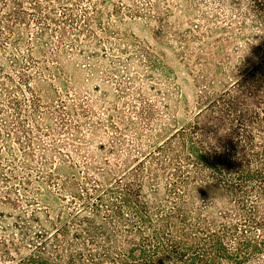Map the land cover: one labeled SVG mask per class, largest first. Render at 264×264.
I'll use <instances>...</instances> for the list:
<instances>
[{
  "label": "trees",
  "instance_id": "16d2710c",
  "mask_svg": "<svg viewBox=\"0 0 264 264\" xmlns=\"http://www.w3.org/2000/svg\"><path fill=\"white\" fill-rule=\"evenodd\" d=\"M168 1L114 0L107 16L158 23L160 37L178 45L175 55L196 74L201 108L150 151L136 143V155L114 157L112 167L105 160L92 169L87 161L80 179L59 180L46 169L34 185L33 140L20 137L30 129L12 126L10 111L33 121L38 132L37 118L57 121V128H46L53 137L72 126L73 136L84 140L82 130L95 128L87 121L88 105L69 101L53 85L50 66L97 58L109 46L114 69L103 79L144 121L154 107L141 95L143 80L168 102L169 90L160 96L168 70L145 42L112 31L103 20L106 0H0V205L10 209L12 221L0 229V264H264V0H232L235 13L218 0H200L196 19L183 31L166 21L173 12ZM222 23L238 39L209 43ZM76 66L83 72L84 65ZM216 77L227 87L213 97ZM110 128L119 131L113 122ZM48 150L51 157L57 152ZM42 159L53 166L51 158ZM49 184L61 203L38 207L41 185Z\"/></svg>",
  "mask_w": 264,
  "mask_h": 264
},
{
  "label": "rangeland",
  "instance_id": "374dc122",
  "mask_svg": "<svg viewBox=\"0 0 264 264\" xmlns=\"http://www.w3.org/2000/svg\"><path fill=\"white\" fill-rule=\"evenodd\" d=\"M114 0H106L103 7V20L109 21L113 26L112 31L119 32L126 36H134L139 41L145 42L149 45L154 52L162 55L163 62L167 67V74L164 78L166 81H160V96L164 97V94L169 90L170 99L167 101L162 100L156 95L158 90L151 88L154 85L153 82L143 80V95L147 106L152 105L154 107V113L151 118L146 116L149 121L137 119L134 114V109L129 105H123L121 100L118 98V93L115 90V86L109 82H105L103 75L111 73L114 69V65L109 58V46L105 45L106 53L99 54V57L94 59H88L85 62L80 60H71L70 62L63 61L60 66H50L49 69L53 75V85L60 90L62 95L68 93L70 95L69 101L80 100L81 104L88 105L89 115L88 122L92 123L95 128L92 132L82 130V135L85 137L84 140H80L73 136L74 132L71 129H67L60 135L52 136L51 132H46L47 126L50 129L57 128V121H40L41 132H38L35 123L29 119H22L16 117L12 111H10L9 119L12 120L10 123H14L12 126L19 127V125L29 128L27 134L20 133L21 139L23 137L32 138V146L28 152V159L31 158L33 163L32 171L29 173L33 180V184L36 185V175L40 171H50L55 178L63 180L66 176L70 177L74 175L76 178H81V172L84 170L82 166L88 161L92 169L98 167H104V161H108V167H112L116 162L114 157L123 159V157H133L136 155V143H139L142 149L150 151L167 135H169L174 129L180 128L190 122L202 105L198 101L199 87L195 83L196 74L191 73L175 55L179 53L178 45L172 41L164 40L158 34L160 25L158 23H147L142 19H123L116 20L113 17H108V13L111 12V4ZM209 3H213L212 0H207ZM200 0H169L168 3L173 5V12L166 20L171 26L179 30H184L190 20L196 19L195 8L200 5ZM222 5V8L227 12L230 8H233L235 13L238 8L232 4V0H221L217 1ZM216 5L218 6L219 4ZM224 2V3H223ZM232 5V7H230ZM244 6V5H243ZM109 18V19H107ZM197 23V22H194ZM228 25V24H227ZM212 26L211 28H213ZM227 27V26H226ZM225 24H220V30L217 29L211 33L207 39L209 43H213L216 40H221L230 37L232 40L238 39V32L233 31L232 34L226 33ZM247 30L253 33L255 30L252 29L249 22L246 23ZM224 29V30H223ZM35 29L32 28L31 31ZM237 43H240L237 40ZM236 45L232 44L229 49H234ZM219 55H223L222 48H218ZM260 53V52H259ZM34 57L40 59L39 55L34 52ZM121 58H126V55H121ZM124 61V60H123ZM256 61V60H255ZM5 67L6 63L2 62ZM76 65H84L83 72H79ZM116 68L121 71L123 69L122 64L116 63ZM121 69V70H120ZM120 75L122 76L123 74ZM157 82V80H154ZM227 87V83L222 81L220 77L213 79L212 86L210 87V93L215 97L220 95L222 91ZM76 98V99H75ZM135 107L140 108L139 101L134 103ZM139 106V107H138ZM163 107H167L166 109ZM124 115L126 122L125 124H119L117 117ZM3 119V117H1ZM131 120L132 126L127 129L126 124ZM113 122L119 128V131H115L110 128V123ZM102 123L101 126L99 124ZM4 124L3 121H0ZM54 138V139H53ZM55 144H53V141ZM43 143V144H42ZM53 146L56 153H48V149ZM18 146L13 144V151L15 152L16 159L20 162L23 159L22 153L18 151ZM131 149L130 153L127 150ZM3 154V159L6 157ZM42 157L46 159L51 158L53 166H46L43 163ZM66 157L76 163V167L71 168L69 160ZM262 157V156H258ZM102 163V164H101ZM117 164V163H116ZM25 171L17 169L18 175H23ZM27 172V171H26ZM25 172V173H26ZM43 188V196L37 198L39 200L37 206L46 205L48 203H61L56 197V188L49 184V186L41 185ZM48 191L50 193H48ZM50 195V196H49ZM13 198H15L13 196ZM53 201V202H51ZM35 207V205L33 206ZM32 208V206H31ZM0 229L7 227L12 222L8 218L10 216V209L6 206L0 205ZM1 236V234H0Z\"/></svg>",
  "mask_w": 264,
  "mask_h": 264
}]
</instances>
